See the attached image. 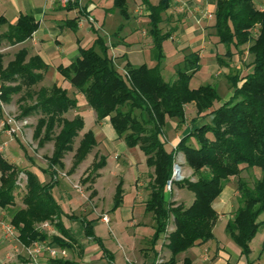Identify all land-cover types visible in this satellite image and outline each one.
<instances>
[{"label": "trees", "instance_id": "16d2710c", "mask_svg": "<svg viewBox=\"0 0 264 264\" xmlns=\"http://www.w3.org/2000/svg\"><path fill=\"white\" fill-rule=\"evenodd\" d=\"M113 1V8L127 20L126 0ZM172 3L173 0H159L152 5L149 0H143L148 13L147 34L152 39L153 58L158 62L163 57L162 41L172 40L177 29L171 27L166 32L161 27L164 22H170V18L164 15ZM214 6L209 37L223 52L220 54L221 51H217L218 66L231 67L244 53L241 47L246 45V51L252 57L246 70L235 69L234 74L225 77L233 91L228 100L216 108L213 103L218 101L219 96L214 86L207 84L190 88V80L200 66L198 53L190 52L184 56V67L176 69L172 82L164 81L158 64L148 68L146 65L133 67L127 63L121 71L108 55L109 47L103 36L93 26L91 30L96 38L92 46L79 49V56L69 66L57 68L58 73L75 89L71 96L56 84L50 88H36L48 70L39 57L28 58L27 51L22 49L4 67L0 55V102L9 103L12 96L21 94L18 98L21 104L18 117H38L33 133L38 147L54 142L53 158L42 171L50 176L49 183L39 182L34 173L9 163L0 153V210L8 215L23 245L49 240L59 248L65 247L59 238L48 239L37 225L44 221H57V230L64 233L59 222L63 214L52 196L58 182V174L52 168L61 167L64 153L71 150L83 129L81 117L76 116L72 120L64 118L69 110L77 107L75 96L80 94L94 111L96 121L108 118L117 137L127 148L137 147L145 156L146 166L152 169L145 207L156 222L154 241L166 233L170 218L175 226V230L168 235L167 244L172 256L161 264H175L176 255L213 239V227L218 216L212 203L231 178H236V208L225 230L239 247L241 255H249L250 242L264 228V218L260 219L264 217V11L259 9L260 5L255 0H215ZM74 8L80 15L86 16L78 3L69 4L65 9ZM70 23L75 24L76 20ZM6 24L7 21L0 16V31ZM37 28L38 22L32 16L21 15L14 25H8L6 32L0 33V46L3 43L9 46L21 44ZM122 29L120 26L118 32ZM190 103H194L197 117L209 118V121L192 126L190 132L184 133L170 149L162 139L167 127L166 119H177V126L180 127L185 121L184 106ZM95 146L92 132L83 134L74 155L73 170ZM177 153L183 155L185 164L193 170L194 182L172 179ZM105 164V158L98 157L82 183L94 182ZM245 170L260 172V177L251 186L240 177ZM20 174L25 176V193L22 205L16 206L14 193L18 189ZM168 181L193 194L194 200L188 208L165 201ZM120 200L119 185L115 207ZM85 235L92 236L88 222ZM60 264L74 263L65 261ZM184 264L190 263L184 261Z\"/></svg>", "mask_w": 264, "mask_h": 264}, {"label": "crops", "instance_id": "0c3cea01", "mask_svg": "<svg viewBox=\"0 0 264 264\" xmlns=\"http://www.w3.org/2000/svg\"><path fill=\"white\" fill-rule=\"evenodd\" d=\"M158 1L149 0L152 5H156ZM255 1L258 5L264 4V0ZM113 3V0H81L80 8L86 12V16H82L76 8L72 10L62 8L58 0H0V16L7 21L0 33L6 32L8 25H14L21 15L32 16L38 22L37 30L25 42L15 46L3 43L0 46L3 66L6 67L14 59L15 54L24 49L28 53V58L37 56L48 67L42 81L48 76L51 78L50 82L52 84H56L67 90L70 95H73L75 89L64 80L58 73L57 68L59 66H69L79 56V49L92 46L95 39L93 33L89 31V28L87 29L88 24L98 30L100 34L109 35L117 29L116 20L119 13L113 8ZM128 3H133L135 7L130 13V8L127 6L129 18L124 19L125 23L121 25L123 29L117 37V48L115 50L111 48L112 60L114 63L123 62L122 66L129 63L133 67L146 65L148 68H152L156 64L148 66L140 62L142 60L139 59L136 61H139L140 64L132 62L134 60L133 55L136 56L137 53L135 49L141 45L139 41L131 38L139 29V22L145 18L147 19L148 13L143 5V0H126L127 5ZM214 5L215 0H173L172 7L164 15L167 19L170 18L169 23L165 22L166 25H173L172 27L177 28L172 35L177 39V45L184 44L190 52L198 53L201 63L202 59L206 60L205 56L210 52L207 48L213 45L209 37L213 19H208L205 27L202 26L203 21L201 20L204 17L206 18L207 14H213ZM89 18L92 19V22L89 21ZM72 20H76V23H70ZM192 20L194 24L186 26L185 23ZM178 24L182 25L183 28H180V25L178 28ZM145 30L144 32L147 35ZM114 33L112 35H115ZM147 44L146 38L145 45H143L146 46ZM214 48H216L215 45ZM5 60L8 61L5 63ZM237 62L235 61L232 65L238 68L239 63L237 64ZM221 69L222 71L218 70V75L225 68ZM75 98L77 107L68 111L74 112V115L71 118H64L72 120L77 115L80 116L84 124L82 131H84L86 120L81 112L79 113L78 108V99L83 98V96L78 94ZM90 110L88 109L85 115H89V119L91 118L92 128L84 131L83 134L92 132L96 140L94 148L98 149L97 159L102 156L106 162L95 180L94 188L90 191V195L93 196V204L84 201L85 203L78 207V211L75 210L71 207L73 197L68 194V190H64L61 182H57L52 190V196L63 214L59 218V222L64 233L62 234L57 230V221H47L50 222L49 230L41 229V223L37 225L39 231L44 233L48 239L56 237L65 244L64 248H59L49 240L44 241L50 247L63 250L65 256L51 258L47 252H42L33 262L21 247L11 240H4L0 231V264H60V262L65 261L74 264H161L170 260L172 255L167 249L168 235L175 230V226L173 219L170 218L166 233L159 235L154 241L156 222L154 216L148 213L145 207V202L150 193L149 184L152 176L151 173L150 176L148 175V179H145L144 169H150L146 166L145 156L143 155V158L138 152H131L133 148H128L129 151H126L127 147L115 134L109 124V119L105 118L97 122L94 111L91 108ZM195 118V120L192 118L189 121L191 122L190 127L209 121V118H202V116H196ZM173 130H177L175 126H173ZM177 133L181 138L180 132ZM176 138H178V142L180 138ZM163 141L165 140L163 139ZM177 142L174 143L173 140L166 141V145L173 149ZM109 157H113V160L120 159L124 162L120 161L122 166L128 168L126 172L119 176L117 182L115 180L118 175L109 171V167H111L107 160ZM117 167H119L118 164ZM33 169L27 170L34 173L39 182L44 183V180H40ZM106 171H108L109 179L105 177ZM42 175L45 176L46 174L42 173ZM119 185L121 200L118 207H115V196ZM227 185L212 203V207L218 216V220L213 227V239L176 255L174 257L175 264H184V261H189L190 264H264V228L259 231L262 232V236L256 245V251L253 250L252 245L259 232L250 242V253L247 257L241 255L239 247L226 233L225 227L227 222L232 219L233 204L237 195V192ZM184 190L186 189L177 188V193L172 199L170 191H167L165 201L182 204L185 208H188L194 197H189ZM101 201L102 203L105 201L104 205L101 204ZM5 213L0 210L1 217L5 218ZM104 216L107 218L106 222L102 220ZM64 220L67 223L64 224ZM223 221H225L224 224H222ZM86 222L89 223L92 236L85 235Z\"/></svg>", "mask_w": 264, "mask_h": 264}, {"label": "rangeland", "instance_id": "374dc122", "mask_svg": "<svg viewBox=\"0 0 264 264\" xmlns=\"http://www.w3.org/2000/svg\"><path fill=\"white\" fill-rule=\"evenodd\" d=\"M127 6H128V8H130V13H132V10L135 7V5L133 3H128ZM117 15H118V17H117L118 19L116 18L117 19L116 20V22H117L116 26H118V27H116L117 29H115V31H114L117 33V35H112L114 32L110 33L109 35L101 33L106 46L109 47L108 55L111 58H113V53L111 52L112 49L115 50L117 48V45H118L117 44V41H118L117 37L119 36V33L121 32V31L118 32V29H120V26L125 23L124 18H122L119 14H117ZM91 16H94V15H91ZM95 16H96V14H95ZM204 20H206V21H204ZM207 20L208 19L205 17L203 20H201V21H203L202 22L203 27H205V25L207 24ZM131 21L133 22V20H131ZM147 22L148 21L146 18L143 19L141 22H139V29L137 30L135 35H133L131 38L135 41H139V44L141 45L139 48L137 47L135 49V51H137V53H136V56H135V54L133 55L132 58L134 60L132 62L135 64H140L139 61H136L137 59H139V60H142L140 62L145 63L148 66H152L153 64H158V65H160V72H161V75H162L164 81L165 82H172L175 79L174 74H175L176 69L184 67V63H183L184 56L188 55L190 53V51H189V49H187L184 46V44H182L180 46L177 45V39L173 36L172 40L165 39L162 41L161 49H162L163 57L159 60V62L156 61L153 58V55L155 54V52L152 49V39H151V37L148 36V34L146 35V33L144 32L145 28H146L145 31H147ZM185 24H186V26H188V25L190 26L191 24H194V21L192 20V21H189V23L187 22ZM212 24H213V22L211 23V25ZM179 25L180 24L177 25L178 28H179ZM172 26L173 25H166L165 22L163 24H161V27L166 32L169 31ZM88 28H89V31H91V33H93L91 30L90 24L87 25V29ZM180 28H183L182 25H180ZM210 33L211 32H209V35H210ZM82 34H84V32H82ZM93 35H94V39H95L96 34L93 33ZM146 38H147L148 44L146 46H144ZM212 44H213V40H212ZM148 46H150V47H148ZM220 47L223 48V46H220ZM247 47H248V45L241 47V49L244 50V53L241 55L240 59H238L237 64L239 63V65H238L239 67L237 68V67H234L233 65L231 67H228V66L220 67V66H218V63L216 60V55L218 52L221 51V49L220 48H214V44L209 46L207 49L210 52L208 55L205 56L206 60L202 59V63L200 62V66H199L198 71L194 74V76L190 80V88H192V89L198 88L199 86H204L207 84L214 86L217 90V94L219 96V99H218V101L213 103V107H215V108L219 107L223 102L228 100V98L231 96L232 91H233L232 89H230L229 84L226 81L225 77L231 76L232 74H234L235 69L236 70L237 69L246 70L247 65L252 60V57L246 51ZM220 54H223V52L221 51ZM7 61L8 60H5V63ZM206 61H207V63H206ZM114 64H116L115 67L118 70H121V71L123 70V66H122L123 62L114 63ZM221 68H225V69L223 70L222 73H220L218 75L217 74L218 70L222 71ZM223 75H225V77H223ZM50 79L51 78L47 76V78L44 81H42L40 84H38L36 88H39V87L50 88L51 85H53L50 82ZM20 95L12 96L11 101L9 103L0 102V112H1V116H0V141H2V143L0 145V153L6 159V161H8L11 164H15L20 169H23V170L29 169L30 170L31 168H34L33 170H35V172L38 174L40 180H44L43 181L44 183H48L50 181V176H48V175L44 176V175H42L41 172L47 168V165L50 164L49 161H51V159L53 158L54 142L53 141L46 142L42 147L41 146L38 147V143L34 139V136H33L34 128L36 126V122H37L38 117L33 116V117L25 118V119H19V117H18L19 113H20L19 106L21 104L19 105L18 98ZM28 104H29V102H28ZM84 105H86V106H84ZM78 108L80 110V111L78 110L79 113L81 112V114L85 117V120H86V125L84 128V131L90 130L92 128L91 118L89 119V117H88L89 115L86 116L85 114H87L88 109H89V111H91V110H90V107L86 104V101L84 100V98L78 99ZM85 109H86V111H84ZM66 114H67V116L64 115V117L71 118V116L74 115V112H68ZM184 114H185V121L180 127H178L179 125L177 126V124H178L177 119H166L167 127L165 128V130L163 132V139L165 140V142L170 141V140H173L174 143L177 142L178 138H176V137L180 138L179 133H177V132H180L182 137L184 136L183 135L184 133L190 132L191 122H189V121L192 118L195 119V117L197 116L194 103H190V104H187L184 106ZM173 126H175V128L177 130H173ZM56 131H58V130H56ZM84 131L80 132L78 137H76V139L74 140L73 145L71 147V150L64 153V155L61 159V167L56 166V167L52 168V170L56 171V173L58 174V177H57L58 182H61L62 187H64V190H68V194L73 197V199H72L73 203H72L71 207H73L77 211H78V207L85 202L93 204V200H92L93 196L90 195V191L94 188L93 185H94L95 181L92 183L87 182L85 184H83L82 182L85 179V177L90 173L92 163L97 162V156H98V154H97L98 149L94 148L88 155H86V158L84 159L83 162L78 164V166H76V168H74V170L72 169L73 165H74L73 164L74 163V155H75L76 149L79 146L78 141L82 137V134ZM174 135H175V137H174ZM168 148H169V146H168ZM126 151H129L128 148H126ZM134 151L138 152L140 154V156L144 158L142 152L137 147L133 148L131 150V152H134ZM94 155H95V157H94ZM27 158H30V159H27ZM107 160L111 166V167H109V171H112L113 173L115 172V174L118 175L117 179L115 180V182H117L119 176L121 174H123L124 172H126V170H128V168L122 166V164L120 163V161H121L120 159L113 160V157H109ZM121 162H123V161H121ZM117 164L119 167H117ZM143 165H144V167H146L144 163H143ZM174 165H177V168L179 169V173H180L179 179L177 181H181L184 179V180H189V181L194 182L196 180V177L193 173V170L190 169L185 164L183 155L181 153H177V155L175 157ZM117 168L119 170V173H118ZM142 169H144V168L142 167ZM101 170H99L98 173H100ZM144 171H145V179H148V175L150 176V174L152 173V169L150 170V169L145 168ZM106 172H107V174L105 175V177H106V179H109L110 177L108 176V171H106ZM240 177L243 178L244 180H246L248 182V184L251 186L253 184L254 180H256L260 177V172L256 171V170L255 171L254 170H245L242 172ZM106 182H108V181L106 180ZM17 185H18V189L14 193L15 205L21 206L22 205L21 199L25 193V188H24L25 176L23 174L19 175ZM227 186L230 187V189L235 190V192H236V178H231L230 182ZM184 191L189 195V197L193 198V194L191 192H188L186 190H184ZM170 193H171V199H172L175 196V194L177 193V187L172 185L170 188ZM104 202L105 201H103V203H102V201H101V204L104 205ZM97 204H100V203H97ZM233 205H234V209H235L236 208V201H234ZM5 216H6L5 218L2 216L3 221L8 223L9 218L7 217L8 215L6 213H5ZM263 218H264L263 216L260 217V219H263ZM65 223H67L66 220H64V224ZM224 223H225V221L222 222V224H224ZM261 236H262V232H259L256 236V240L252 245V248L254 251H256V249H257L256 245L261 240Z\"/></svg>", "mask_w": 264, "mask_h": 264}, {"label": "built area", "instance_id": "2783aa9c", "mask_svg": "<svg viewBox=\"0 0 264 264\" xmlns=\"http://www.w3.org/2000/svg\"><path fill=\"white\" fill-rule=\"evenodd\" d=\"M80 1L81 0H58V3L62 8H66L69 4H75V3L80 4ZM259 9L261 11H264V4H260ZM206 18L211 19L212 14H207ZM89 21L92 22V19L89 18ZM171 186H172L171 181H168V183L166 185L167 191H170ZM102 220L106 222L107 218L104 216V217H102ZM40 227H41V229H48L49 230L50 229V222H47V221L43 222L40 225ZM0 231L2 233V238L4 240H11L16 245L21 247L33 262L36 261L38 255L42 252H47L51 258H57L59 256H61V257L65 256V252L63 250H60L56 247H50V246L46 245V243L44 241H35L30 246L23 245L18 240V234H17L15 227L10 222L7 223V222L3 221V217H1V216H0ZM155 264H159V263H155Z\"/></svg>", "mask_w": 264, "mask_h": 264}, {"label": "water", "instance_id": "95a60500", "mask_svg": "<svg viewBox=\"0 0 264 264\" xmlns=\"http://www.w3.org/2000/svg\"><path fill=\"white\" fill-rule=\"evenodd\" d=\"M176 168H177V165H173L172 179L175 181H177L179 179V177L174 178Z\"/></svg>", "mask_w": 264, "mask_h": 264}, {"label": "bare ground", "instance_id": "6f19581e", "mask_svg": "<svg viewBox=\"0 0 264 264\" xmlns=\"http://www.w3.org/2000/svg\"><path fill=\"white\" fill-rule=\"evenodd\" d=\"M179 176H180L179 169L176 168L174 178L179 177Z\"/></svg>", "mask_w": 264, "mask_h": 264}]
</instances>
